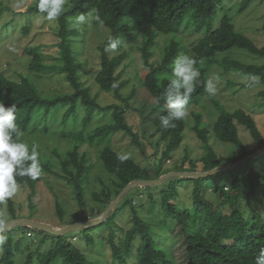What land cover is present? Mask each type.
<instances>
[{"label":"trees","instance_id":"trees-1","mask_svg":"<svg viewBox=\"0 0 264 264\" xmlns=\"http://www.w3.org/2000/svg\"><path fill=\"white\" fill-rule=\"evenodd\" d=\"M222 2L223 0H69V6L57 20L58 30L55 33L57 63L53 66H55L54 71L63 74L71 91L68 93L44 92L37 85L33 75L45 71L46 63L42 60L41 45H32L26 48V54L31 56L27 74L16 80L0 72V101H3L6 107L15 105L16 123L22 133L28 129H34L36 121L33 122V120L36 112L41 118L52 115L56 119L60 114L63 127H66L68 123L75 124L79 115L84 125L91 123L95 117L100 120L106 116L107 121L95 126L92 130L89 141L96 138L104 140L113 134L131 133L125 121L126 105L112 103L103 107L98 103L96 96L91 95L89 87L84 85L82 77L86 61L75 52L71 41L73 36L80 31L70 28V24L72 18L94 8L99 11L104 21L103 26L109 29L111 36L120 41L121 37L130 36L134 47L140 54L143 66L142 89L146 98L154 100L159 109L154 118L151 116L147 118L152 120L153 134L158 135L156 147L159 149L162 141L164 146L154 176L132 158L121 162L117 159V156L121 154L108 145L100 150L99 159L103 168L114 176L112 190L103 189L94 195L95 200L103 204V209H105L129 181L155 179L162 173H166L168 169L162 167V161L171 151L180 146L181 134L187 125L185 120L173 121L175 127L169 128H163L159 122L160 116L167 115L163 93L172 78L174 61L178 56L187 54L194 57L197 60L196 67L201 73L200 83L192 94L188 107L198 104L201 97L207 94L204 84L207 82L206 69L209 65L216 64L225 71L234 70L247 76H256L259 78V84H264V64L249 65L228 57L219 58L217 56L218 53L231 47H238L264 57V46H257L245 34L235 30L227 13H221L218 25L213 26L217 9ZM252 2L253 0H241L237 11L242 12ZM37 4L38 0H34L27 7L25 13L28 17L31 15L44 16L38 12ZM8 9L11 10L9 7ZM185 27L193 28L196 33L201 34V37L191 46L185 45L178 36L179 31ZM28 30L25 26L22 29L23 34H27ZM262 31L264 33V25ZM158 33L171 34V37L165 41L159 40L162 43L161 47L160 43L156 46ZM106 48L107 37L97 46L99 68L94 75V81L100 90L113 92L116 97H121L120 90L124 83L119 80L122 72H117L116 69L123 63L126 51L113 54L112 50L106 51ZM156 48L160 50V54L157 59H153ZM260 93L264 96V90ZM194 118V125L191 129L204 148V154L198 158L202 171L220 165L217 154L209 141L210 137L231 143L237 151L239 150L233 154L232 161L248 154L238 136L236 123L243 125L251 137L260 143V146L264 145L261 132L253 116L242 108H237L232 112H221L212 123L211 129L201 126V113H194ZM146 122L144 120V123ZM72 136L75 139L74 145L61 160L64 171L62 178L73 187L78 206L82 210L85 207L82 182L89 165L86 152L80 151L82 137ZM131 141L133 145L142 149L135 142L134 137ZM39 163L42 172H52L51 166L41 156H39ZM186 170H196L195 164L191 161L190 167ZM219 173L225 177L222 183L215 180ZM219 173L204 178L181 177L166 181L168 189L158 192V201L161 203L163 212L162 222L166 225L162 222L160 224L165 228L179 224V234L182 235V244H184L186 254L185 264H255L256 257L264 250V213L262 207H258L254 201V199L259 201L260 198L264 201V173L253 169L243 170L241 176L231 170ZM190 179H193L190 205L181 208L173 200L178 195L177 184L182 180L190 181ZM209 179H212L213 183L205 184L204 182ZM41 180L42 175L36 180L27 176L16 177L17 184L28 187H35ZM144 189L147 190V198L155 201L152 191L148 190L149 187ZM131 190L116 205L115 210L102 223L96 225L110 226L124 207H129L131 211L132 227L125 230L119 240L114 239L112 230H110L109 238L105 239L111 247V264H173L174 261L168 248L163 243L159 245L155 241L149 224L134 207L133 198L129 195ZM7 206L9 215L13 216L15 206L12 199L8 200ZM84 213L86 214V211ZM58 214L61 213L58 211ZM87 217L88 215H85V219ZM13 218L14 216L11 217ZM25 229L26 233L31 232L33 235V229ZM92 231V228L82 229L85 240L91 244L93 243ZM137 234L141 236L140 243L133 252L131 248ZM50 236L56 239V244L47 252L37 256L36 260L39 264H50L56 258L61 259V264H86L84 254L70 242L71 238L68 240L65 234ZM43 241L44 238L40 240V243ZM17 243L19 241L14 243L10 236L7 237L6 243L2 245L0 264H15L14 245ZM25 249L28 250L27 245ZM33 255V251L28 252L22 264H34Z\"/></svg>","mask_w":264,"mask_h":264},{"label":"rangeland","instance_id":"rangeland-1","mask_svg":"<svg viewBox=\"0 0 264 264\" xmlns=\"http://www.w3.org/2000/svg\"><path fill=\"white\" fill-rule=\"evenodd\" d=\"M33 1L0 0V72L10 78L19 80L20 76L28 73L31 56L26 54V48L32 45H41L42 60L46 63V68L45 71L34 74L33 78L44 92L68 93L71 91V87L65 81L63 74L54 71L55 66H53L57 63L55 58L57 57V47L55 46L57 41L55 33L58 30L57 20L50 22L42 15L28 17L25 10ZM240 1L223 0L221 6L217 9L213 26L218 25L221 13H227L235 30L245 34L257 46H264V33L262 31L264 0H253L245 10L238 12L237 7ZM68 6L69 0L65 8ZM25 26L29 29L27 34H23L22 31ZM109 33V29L105 26L95 24L82 26L80 32L71 39L72 46L80 58L86 61L82 77L84 85L89 87L91 95L96 96L98 103L103 107L112 103L126 105L125 121L131 133L113 134L104 140L96 138L89 141L92 130L95 126L105 123L107 121L106 116L100 120L95 117L91 123L84 125L79 115L75 120V124L68 123L66 127H63L60 122V114L56 119L52 115L41 118L38 117L39 115L36 112L33 120V122L36 121V125H32L34 129L31 128L23 132L20 142L28 145L29 149L35 145L39 156L51 166L52 172H42V180L35 187L18 184V192L12 198L15 206L13 215L15 219L22 217L54 225H65L83 220L85 215H88L87 218H91L101 214L104 211V206L95 200L94 195L103 189L112 190V179L114 178L111 173L103 168L99 159L100 150L107 145L119 154L127 155L128 158L135 160L147 169L152 176L156 174L157 162L160 159L164 142L160 143L159 149L156 147L158 135L153 134L152 120H148L147 117L154 118L159 109L156 107L154 100L149 97L146 98V94L142 89L143 66L140 54L134 47L130 36L121 37L119 48L113 51V54L126 51L123 63L116 69L117 72H122L119 80L124 83L120 90L121 97H116L113 92L100 90L94 81V75L99 68L97 46L110 35ZM178 36L185 45L191 46L201 37V34L196 33L193 28L185 27L179 31ZM169 37H171V34L158 33L156 46L159 45V40L165 41ZM159 54L160 50L156 48L153 59H157ZM217 56L219 58L228 57L249 65L264 64V57L253 54L244 48L231 47L218 53ZM213 75L217 77V81H215L216 95L213 96L207 93L201 97L198 104L188 107L189 115L184 119L187 125L181 134L180 146L171 151L166 159L162 161V167L168 169V171H190L186 169L190 167L191 161L195 164V169L200 170L198 158L204 154V148L191 129L195 121L194 113H201V126L211 129L212 123L221 112H232L237 108H242L253 116L264 142V96L260 93L264 90V84H253L250 80L245 82L244 77L247 75L234 70L225 71L216 64L207 67V81ZM133 89L134 93H132ZM144 120L147 122L144 123ZM236 126L238 136L248 154L256 152L263 146H260V143L251 137L249 131L243 125L236 123ZM72 135L82 137L83 142L80 145V151L86 152L87 164L89 165L86 177L82 182L85 197V207L82 210L78 206L73 187L62 178L64 171L61 160L74 145L75 139ZM133 137L142 149L133 145L131 141ZM209 139L220 165L234 162L232 158L237 149L233 144L221 142L216 138H213V140L210 137ZM250 169L264 173V154L230 170L241 176L243 170ZM192 180H182L177 184L178 195L173 200L181 208L190 205ZM215 180L222 183L225 177L222 173H219ZM204 183H213V180L209 179ZM138 188H133L129 195L133 198L134 207L139 215L149 224L155 241L159 245L163 243L168 248V252L174 261L173 264H185L186 254L184 244H182V235L179 234V224L176 223L175 227L165 228L166 223L162 222L163 212L161 203L158 201V192L168 189L166 181L159 185L149 186L148 190L152 191L155 201L147 198V190L141 187L138 190ZM254 201L258 207H262L264 213L263 199L260 198L259 201L254 199ZM7 203L8 201L5 204H0V217H6L9 220L13 216L9 215ZM243 206L245 207V205ZM58 211L62 216L58 214ZM84 211H86V214ZM110 226L91 227L93 229L91 232L92 244L85 240L82 230L69 231L65 233V236L68 240L71 238L70 242L81 250L86 258V264H111V247L105 239L109 238L110 230H112L114 239L119 240L125 230L132 227L129 207H124ZM2 234L6 237L10 236L14 243L19 241L17 245H14L15 264H22L30 251L34 252V264H39V261L36 260L37 256L40 253L47 252L56 244V239L52 238L50 234L43 235L40 231L34 230L33 235L28 236L26 229L23 227H14ZM140 237L137 234L133 241L131 248L133 252L140 243ZM42 238H44V241L40 243ZM26 245L28 250L25 249ZM1 254L2 246H0V256ZM129 261L132 262V259L129 258ZM50 264H61V259L56 258Z\"/></svg>","mask_w":264,"mask_h":264},{"label":"clouds","instance_id":"clouds-1","mask_svg":"<svg viewBox=\"0 0 264 264\" xmlns=\"http://www.w3.org/2000/svg\"><path fill=\"white\" fill-rule=\"evenodd\" d=\"M68 0H38L37 9L48 21H56L65 12ZM92 23L103 26L104 21L97 9H90L86 13L77 15L70 24V28L80 31L82 26ZM120 40L109 35L107 37V50L116 51ZM197 60L187 54L178 56L174 61L172 78L164 90L163 98L167 105V115L159 117L163 128L175 127L173 121H182L189 115L188 105L192 94L200 83V71L196 67ZM245 82L259 83L256 76H245ZM217 77L213 75L204 84V90L209 95H216ZM115 87V85H114ZM15 105L5 106L0 101V204H5L18 192L17 176H27L32 180L42 175L39 163V153L34 145L29 151L28 145L20 142L22 132L16 123ZM127 155H118L121 162ZM8 223L6 217H0V246L4 245L7 237L3 230ZM255 264H264V250L256 257Z\"/></svg>","mask_w":264,"mask_h":264},{"label":"water","instance_id":"water-1","mask_svg":"<svg viewBox=\"0 0 264 264\" xmlns=\"http://www.w3.org/2000/svg\"><path fill=\"white\" fill-rule=\"evenodd\" d=\"M264 154V145L259 148L256 152H253L251 154H247L240 159H237L236 161L228 164H221L217 165L209 170H194V171H168L159 177L155 179H133L129 181L121 190L120 192L109 202V204L106 206L104 211L99 214L98 216L87 218L84 220L76 221L73 223H68L65 225H54L48 222L38 221L34 219L29 218H14L7 220L8 223L4 227L3 232H7L10 229L14 227H24V228H30L35 231H40L43 233H47L50 235H63L69 231H79L85 228H91L96 225H99L102 223L110 213H112L115 210L116 205L121 201V199L128 193L129 190H131L134 187H141L146 188L149 186H155L164 183L165 181L175 178V177H183V178H204L211 175H214L216 173L230 170L232 168H235L248 160L252 158L259 157Z\"/></svg>","mask_w":264,"mask_h":264},{"label":"built area","instance_id":"built-area-1","mask_svg":"<svg viewBox=\"0 0 264 264\" xmlns=\"http://www.w3.org/2000/svg\"><path fill=\"white\" fill-rule=\"evenodd\" d=\"M28 236H32V233L31 232H27L26 233Z\"/></svg>","mask_w":264,"mask_h":264}]
</instances>
